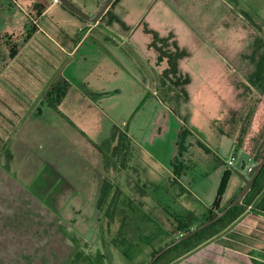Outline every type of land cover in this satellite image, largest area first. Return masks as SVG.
Instances as JSON below:
<instances>
[{"label": "rangeland", "instance_id": "374dc122", "mask_svg": "<svg viewBox=\"0 0 264 264\" xmlns=\"http://www.w3.org/2000/svg\"><path fill=\"white\" fill-rule=\"evenodd\" d=\"M58 3L47 4L44 23L73 35L70 20L77 17ZM111 14L96 31L102 42L89 40L71 65L61 64L79 88L101 101L103 130L93 139L103 159V192L109 190L103 212L69 204L75 233L17 237L5 248L12 253H0V264H148L153 250L179 235L172 233L165 210L203 219L224 179L230 182V201L238 185L245 186L248 166L264 156V89L249 83L254 43L264 39V0H122ZM54 30L49 29L51 37L61 40ZM112 31L125 37L117 49L106 38ZM152 32L173 36L188 54L178 62L180 74L190 80L186 100L179 98L181 86H163L166 63L158 65ZM114 126L118 134L111 138ZM182 131L185 150L178 162L184 170L176 177L172 164ZM110 203L117 211L105 231ZM263 203L264 192L259 205L247 207L230 227L172 264H264V211L258 207ZM120 236L128 240L124 247L112 241Z\"/></svg>", "mask_w": 264, "mask_h": 264}, {"label": "crops", "instance_id": "0c3cea01", "mask_svg": "<svg viewBox=\"0 0 264 264\" xmlns=\"http://www.w3.org/2000/svg\"><path fill=\"white\" fill-rule=\"evenodd\" d=\"M50 1L0 0V79H4L0 88V253H12L5 248L17 243V237L63 238L70 234L67 231L75 233L66 206L84 203L98 208L103 197V159L93 139L103 130L101 101L79 88L61 67L71 65L89 40L102 42L96 31L103 21L84 36L81 29L86 21L73 14L77 17L70 20L73 35L56 31L44 23ZM72 2L83 5L89 14L102 6L101 1ZM49 29L61 40L55 41ZM109 35L106 38L115 49L125 41L121 33ZM112 75L119 76L117 71ZM17 79L29 83L24 87ZM117 129L113 127L111 138ZM241 189L238 185L230 200ZM227 191L221 204L229 201Z\"/></svg>", "mask_w": 264, "mask_h": 264}, {"label": "trees", "instance_id": "16d2710c", "mask_svg": "<svg viewBox=\"0 0 264 264\" xmlns=\"http://www.w3.org/2000/svg\"><path fill=\"white\" fill-rule=\"evenodd\" d=\"M118 0H115L111 7L108 9V11L105 13V15L102 17L103 19L111 14V8L116 4ZM63 7H65L62 4ZM66 8V7H65ZM69 10L68 8H66ZM71 11V10H69ZM72 12V11H71ZM73 13V12H72ZM74 14V13H73ZM40 15V13H39ZM76 15V14H75ZM80 18V17H79ZM101 18L100 21H103ZM82 19V18H80ZM111 19H116V17L111 14ZM83 20V19H82ZM99 21V22H100ZM154 40L151 44V47H153L157 53H158V65H162L166 63V67L162 70V84L163 86H166L167 83L170 85H175L176 87L181 86L179 89V98L182 100H186L188 97V94L186 92L185 86L189 84L190 80L187 76H183L180 74L178 70V62L180 59L186 57L188 54L185 51H182L178 48L176 42L173 40V36H169L166 38L160 37L157 33L152 32ZM12 55H15L16 51L11 49ZM252 62L255 65V71L250 76L249 83L252 86H259L260 89H264V39L259 38L256 39L254 43V54L252 57ZM183 133L179 135L178 137V153L175 157V160L172 164L174 167V175L176 177H180L183 172V168L181 164L178 162V157H180L185 150L184 145L182 144L183 140ZM263 156L261 155L256 159V162H260L262 160ZM230 174V173H229ZM177 181V179H175ZM229 181L227 178L224 179L219 192L216 196L215 201L209 208H205L204 212L201 216H203V219H200L198 217H195L192 213H185L182 215L179 214H173L169 212L168 210H165L167 216L171 219V226H174L172 233H178L176 238L171 240L169 243L165 244L162 248L170 244L171 242L175 241L180 236H183L193 230L194 228L198 227L202 223H204L207 220H210L214 218L217 213L225 209L234 199L230 200L226 206L222 208V210H219L222 203V198L224 196V193L227 189ZM109 190L107 188L104 189L103 197L101 201L98 204V208H103L104 203L106 202L107 195ZM264 192V168L257 178L254 186L251 188V190L247 193V195L242 200L241 204L237 207H234L232 210L229 211V213L224 216L222 219L217 221L215 224L207 227L206 229L202 230L201 232L197 233L196 235L192 236L190 239L185 240L181 242L180 244L176 245L175 247L171 248L166 254L161 256L159 260L155 264H172L175 261L179 260L180 258L184 257L185 255L189 254L190 252L197 249L199 246L204 244L205 242L211 240L212 238L219 235L223 230L230 227L237 219H239L244 213L247 207H252L253 205L257 204V200L260 197V195ZM259 205V204H257ZM262 211H264V203L261 206H258ZM213 209H217L218 212H215ZM207 210V211H206ZM117 211V204H109V210L106 212L105 216V226L104 230L107 231V227H109L112 223H114V215ZM173 223V224H172ZM168 229H170V227ZM122 238V239H120ZM113 243H120L121 246H125V244L128 242V240L122 236H120L118 239L115 238L112 240ZM150 241L146 242V244H149ZM130 243V242H129ZM159 250H153L150 254L151 259L154 257V255L160 251ZM126 257H130V255L124 251L123 252Z\"/></svg>", "mask_w": 264, "mask_h": 264}, {"label": "water", "instance_id": "95a60500", "mask_svg": "<svg viewBox=\"0 0 264 264\" xmlns=\"http://www.w3.org/2000/svg\"><path fill=\"white\" fill-rule=\"evenodd\" d=\"M61 4H63L66 8L71 10L74 14L78 15L80 18H82L85 21L92 22V23H97L101 20V18L105 15V13L108 11V9L111 7L113 4L114 0H105L103 5L100 7L97 13L95 14H88L78 7H76L72 2L69 0H59ZM243 168H246V162L243 164ZM264 168V156L262 160L254 165L247 176L243 177V180L245 182V186L240 190V192L237 194L235 199L222 211L217 213V215L202 223L198 227L194 228L187 234L180 236L177 238L175 241L171 242L164 248H162L160 251H158L154 257L150 260L148 264H155L161 256L166 254L171 248L175 247L176 245L180 244L181 242L190 239L192 236L196 235L197 233L201 232L202 230L206 229L207 227L215 224L217 221L222 219L224 216H226L230 210H232L234 207H237L241 204L242 200L244 197L247 195V193L251 190V188L254 186L257 178L261 174L262 170Z\"/></svg>", "mask_w": 264, "mask_h": 264}, {"label": "built area", "instance_id": "2783aa9c", "mask_svg": "<svg viewBox=\"0 0 264 264\" xmlns=\"http://www.w3.org/2000/svg\"><path fill=\"white\" fill-rule=\"evenodd\" d=\"M59 2V0H56ZM98 25V22L97 23H92V22H88L86 21L85 23V27H83L81 29V33L85 35H87L88 33H91L95 28L96 26ZM236 161V158L235 157H232L231 160L228 162V165H233L234 162ZM251 168H249L248 170L250 171Z\"/></svg>", "mask_w": 264, "mask_h": 264}]
</instances>
